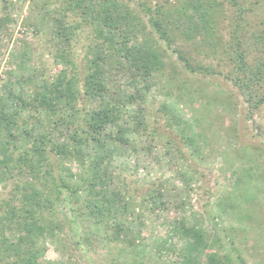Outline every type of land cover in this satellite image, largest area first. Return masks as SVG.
<instances>
[{"label": "trees", "instance_id": "trees-1", "mask_svg": "<svg viewBox=\"0 0 264 264\" xmlns=\"http://www.w3.org/2000/svg\"><path fill=\"white\" fill-rule=\"evenodd\" d=\"M128 1L44 0L35 4L45 15L43 23L35 25L36 37H47L42 46L60 70L47 75L43 68H35L32 50L27 49L19 55L22 73L9 71L16 79L5 84L0 94V184L15 183L10 198L0 206V257L6 264H42L41 241L55 240L64 228L87 253L97 242L119 264L149 260L138 225L145 221V209L154 211L164 204L163 191L152 188L139 197L126 189H112L111 168L125 159L126 139L136 132L146 134L150 149L159 140L160 147L179 154L190 169L204 158L202 143L208 145L207 136L196 133L194 123H182L175 109L158 108L169 115L165 118L168 133L155 122L152 126L149 119H140L146 109L148 82L167 68V52L159 40L193 74L212 73L210 67L197 63L193 50L228 56L236 61L234 82L248 92V103L256 108L264 105V93L258 92L264 82V58L249 63L246 56L252 48L246 36L248 26L264 53V0H176L175 4L137 0L136 7ZM228 8L235 9L233 16L228 15ZM9 9V0H0V13L6 14L3 23L10 21ZM257 9L263 12L252 25L247 14ZM229 18L228 36L225 21ZM88 25L94 43L85 46L83 60L76 61V47ZM254 92L260 95L256 103ZM135 105L137 110H132ZM128 114L138 121L122 128L118 122ZM150 116L156 121V116ZM108 127L116 132H107ZM184 179L193 181V172L185 171ZM234 194L240 198L239 192ZM61 205L68 209L65 222L53 220L52 213ZM229 208L234 212L233 204ZM135 214L137 218H131ZM185 219L173 227V234L184 240L179 252L182 264H198L199 255L211 245L204 238L202 224L191 226ZM128 226L137 228L136 235L130 236ZM206 264L235 262L229 253L215 251L207 255Z\"/></svg>", "mask_w": 264, "mask_h": 264}, {"label": "rangeland", "instance_id": "rangeland-1", "mask_svg": "<svg viewBox=\"0 0 264 264\" xmlns=\"http://www.w3.org/2000/svg\"><path fill=\"white\" fill-rule=\"evenodd\" d=\"M41 1L44 0H9L8 22H2L6 14L0 13V24L3 23L0 25V94L5 84L14 82V75L22 73L19 55L27 49L32 50L30 53L35 68H43L47 75L59 73L60 67L42 46L47 37L40 39L35 34L36 26L43 23L45 17L43 11L35 6ZM136 1L128 2L136 7ZM159 2L175 4L176 0ZM234 10L228 8V15L233 16ZM262 12L257 9L255 14H247V20L256 25ZM142 17L147 22L148 18L143 13ZM230 24L229 18L225 21L227 35ZM85 29L76 47L79 54L76 61L80 62L85 46L94 43L91 38L93 29L89 25ZM246 36L252 44V48L246 51L247 61L255 63L256 58H264V53L258 49V40L251 35L249 26ZM159 43L167 52V68L165 74H156L148 82L146 109L140 119H149L152 126L155 122L160 131L164 129L168 133L165 118L169 115L159 112L158 108L166 106V109H175L182 123H194L196 133L207 136L208 145L202 143L204 158L194 165V169H190L179 154L174 151L168 153L165 147H160L159 140L153 142L150 149L146 134L136 132L131 137L128 135L126 140L129 143L123 147L125 159H120L110 170L114 174L112 189L117 187L121 192L126 189L139 197L152 188L162 189L164 194V204L154 211L145 209L143 224L135 223L141 233L139 238L147 244L150 253L149 260L146 259L144 264H182L179 252L184 240L173 234V227L185 218L191 226L202 224L204 238L211 245L199 255L198 264H206L207 255L215 251L229 253L235 264H264V189L259 190L264 187V177L259 176L264 174V105L256 108L248 103V92L234 82L238 74L236 61H230L228 56L219 53L206 55L193 50L191 55L198 60L197 63L210 67L212 72L210 75L205 72L193 74L184 69L172 49H168L161 40ZM230 52L232 56L235 54L232 50ZM12 70L14 75L10 77L8 72ZM261 86L258 92L264 93V82ZM252 97L253 103H256L260 95L254 92ZM132 110H137V105ZM152 114L156 116V121L150 119ZM131 118L129 114L125 115L118 125L133 127L138 118ZM111 131L116 132V129L108 127L107 132ZM186 168L194 174L190 183L184 179ZM75 170L74 165L73 172ZM238 176L241 182L235 186ZM14 184V180L6 186L0 184V206L2 201L10 198ZM235 192H239L240 198H236L238 195ZM231 204L234 212L229 211ZM246 208L249 211H242ZM55 211L52 213L53 220L65 222L67 207L61 205ZM131 218L136 219L137 215ZM128 229L131 230L130 236L138 231L133 226H128ZM62 232L53 241L43 244L40 240L42 264H119L106 256L99 243L95 242L94 250L87 253L82 245H77L75 241L78 238L73 237L68 228ZM167 238L169 240L165 243ZM129 263L124 261L122 264ZM0 264H6L1 257Z\"/></svg>", "mask_w": 264, "mask_h": 264}]
</instances>
